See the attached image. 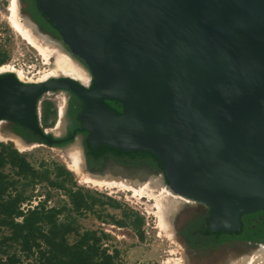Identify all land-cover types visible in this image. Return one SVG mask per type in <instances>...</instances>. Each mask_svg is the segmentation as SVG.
Listing matches in <instances>:
<instances>
[{
    "label": "water",
    "instance_id": "obj_1",
    "mask_svg": "<svg viewBox=\"0 0 264 264\" xmlns=\"http://www.w3.org/2000/svg\"><path fill=\"white\" fill-rule=\"evenodd\" d=\"M92 80L0 73V121L46 143L37 100H81L91 147L148 151L167 189L207 207V229L234 232L264 210V0H36ZM106 100H116L122 111Z\"/></svg>",
    "mask_w": 264,
    "mask_h": 264
},
{
    "label": "rangeland",
    "instance_id": "obj_2",
    "mask_svg": "<svg viewBox=\"0 0 264 264\" xmlns=\"http://www.w3.org/2000/svg\"><path fill=\"white\" fill-rule=\"evenodd\" d=\"M10 1L11 0H0V52L5 60L2 65L6 64L13 67L15 71H21L24 77L21 81H26L28 79L34 80L40 76L43 71L52 68V60L49 59V62L46 64L45 59L38 54L36 48L34 46V48H32V45L25 41L12 27L11 11L9 10ZM23 1L24 0H17L18 15L21 22H24V24L30 28L43 46H47L50 49L51 47L62 45L60 40L59 42L56 38L46 36L31 23V20L25 13ZM64 96L66 97L65 92L57 89L47 91L39 97V111L42 114L41 122L43 128H53L57 123L58 106L62 104L61 100ZM45 102H49L50 105L46 118H43V114L46 111ZM9 125H11L9 121L2 120L0 122V133ZM53 131L57 134L61 132L59 128H55ZM2 135L4 134L2 133ZM13 141L6 138L0 140L1 143L10 144L19 154H22L33 168L48 170L50 179L54 177L56 166L63 167L70 177V182H67V185H71L72 189L81 188L83 191L94 194L97 199L99 198V200L103 201L104 204H100V201H96L93 210L80 213L72 212L71 215L75 218V222L80 229H94L107 234L101 242L109 251L112 249L117 250V256L114 259L115 264H172L177 258H179V264H205L207 260L211 258L210 255L213 254V252L209 250L201 251L199 257L193 256L188 249H185L182 235L178 231L179 228L183 226L189 227V223L194 222L195 218L199 217V206L196 208L190 207L184 209L182 205L177 203L172 215L168 216L167 211H165V217L167 221H169L167 230L171 233V235L168 236V233L158 226V218L155 214V198L159 196V190H157V192H152L154 190L148 188L150 196L144 195L143 197V195L133 194L134 192L132 190L125 189L121 186L108 189L106 186L101 187L83 181L81 177L85 175V170L80 169L78 172H75L67 167L68 164H71L69 154L73 151H78V144L76 141L61 147H49L46 145L31 146L32 144H26L25 150L17 149ZM3 170L6 173L10 172L8 166H5ZM118 176H121V174H118ZM117 179H122L124 183L133 187H137L142 182L146 181L140 180L137 182L133 179L131 180L130 178L124 177H118ZM149 186L152 189H158L162 184L159 181ZM25 194H30L31 197L28 202L21 204V207L24 209L37 204L41 200H45L44 204L47 207L59 206L62 204L69 206L67 197L63 194V191L48 186L45 181L36 182ZM108 198L117 202L120 206L118 208L111 207L110 202L106 201ZM164 203L167 204V200H165ZM180 207L181 209H179ZM123 210H132L141 218V225L139 228L141 238H138L135 231L129 226L116 224L110 221L109 216H112L115 220L122 218ZM71 239L72 236H69V240ZM252 250L250 251L254 252L256 249L253 248Z\"/></svg>",
    "mask_w": 264,
    "mask_h": 264
},
{
    "label": "trees",
    "instance_id": "obj_3",
    "mask_svg": "<svg viewBox=\"0 0 264 264\" xmlns=\"http://www.w3.org/2000/svg\"><path fill=\"white\" fill-rule=\"evenodd\" d=\"M25 1L38 22H47L49 29L54 28L37 9L36 0ZM4 61L0 52V64ZM106 102L116 111H122L120 105ZM45 104L43 118H46L50 105L49 102ZM137 151L153 156L148 151ZM117 152L121 153L120 150ZM5 166L10 169L9 173L4 172ZM48 174L46 169L33 168L10 144L0 142V264H115L117 250L109 251L101 242L107 234L94 229H80L71 215L72 212L93 210L96 201H100V204L103 201L81 188L72 189L71 185H67L70 177L61 166L55 167L53 179ZM41 181L63 191L69 206L47 207L45 200H41L31 207L22 208L21 204L28 202L31 197L25 192ZM106 201L113 208L120 206L109 198ZM109 217L113 223L129 226L141 238V218L132 210H123L122 218L118 220ZM241 222L239 231H235L234 235L251 236L254 228H247L246 223L243 220ZM255 230L264 238V224L258 222ZM69 236H72L71 240Z\"/></svg>",
    "mask_w": 264,
    "mask_h": 264
},
{
    "label": "flooded vegetation",
    "instance_id": "obj_4",
    "mask_svg": "<svg viewBox=\"0 0 264 264\" xmlns=\"http://www.w3.org/2000/svg\"><path fill=\"white\" fill-rule=\"evenodd\" d=\"M23 2L25 7V13L31 20V23L35 25V27L39 31L44 33L46 36L51 38H56L59 41L60 38L57 29L55 27L49 29L46 26V24H48L47 22H43V23L38 22L29 11L28 9L29 5L26 3L25 0ZM16 9L18 15L17 0H16ZM21 23L25 27H27L24 24V22ZM28 29L30 30V28ZM30 32L32 35H34L31 30ZM61 44L62 45H59L58 47H54V48L68 55L69 58L72 59V61L87 74V76L89 77L87 84L90 86L91 78L82 61L76 56L71 55L68 52L65 45L62 43V41ZM32 48L34 47L32 46ZM50 59L53 62V57H51ZM60 90L65 92L66 97L65 96L63 97V99L61 100L62 104L61 105L59 104L58 106V110H57L58 119H57V123L54 125L53 128H46V129L43 128L41 122L42 114L38 108L39 116L37 118L40 129L44 131L46 137H50L51 140H53L52 142L46 143L43 139L39 138L38 136H36L26 128L20 125L18 126L17 123L15 124L14 122H9L11 125L7 126L6 129L2 130V132L0 133L1 138L10 139L12 141L14 140L13 141L14 143L18 141L22 146L25 147L26 144L27 145L32 144V146L46 145L49 147L51 146L61 147L65 144H69L71 142L76 141L78 144V151H76L78 153V158H79L78 169L86 171L84 175L85 177L95 180H102V181L117 180V182H123L122 179H117V178L124 177V178H130L131 180L133 179L134 181L137 182L140 180L141 181L146 180L135 188L143 187L144 185L154 191L160 190L162 188H167V181L166 178L164 177L163 171L153 156L142 154L137 150L129 151V152L121 151V153H118L116 149L104 144H97L91 147L87 141V132L84 130H79L80 123L77 120V116L82 109L81 100L76 98L71 92L65 89H60ZM106 101H110V103L114 106L120 105L122 107L121 103H119L118 101L116 102V100H106ZM72 117L74 118V120ZM55 128H59L61 132L57 134L56 132L53 131V129ZM2 133L4 135H2ZM118 174H121V176H118ZM81 178L84 177L82 176ZM159 181L161 182L162 186L159 187L158 189H152L149 186L150 184L153 185L155 182L157 183ZM167 202L168 203L166 204L165 211H167L168 216L173 214V211L177 203L179 205H182L184 209L190 207L196 208L197 206H199V211H200L199 217L195 218L194 222L189 223L190 224L189 227L183 226L182 228H179L178 231L182 235L183 245L185 249H188L193 256L199 257L200 256L199 253L203 250H209L210 252H213V254L210 255L211 258L208 259L205 264H243V263L245 264L247 260L250 259L252 256H259L260 254L264 256L263 235L259 234L258 231L255 230L258 222L264 224V210L259 209L253 212L242 213L239 216L241 217L240 225L242 223L241 221L243 220V222L246 223L247 228H254V231H252L250 234L252 237L246 235L242 237V236H235L234 235L235 231L234 232H224L221 230L216 232L209 231L206 226V220L208 216L207 207L199 202L189 200L187 198L185 199L184 197H181L174 193L172 196H170ZM179 209H181V207ZM165 221L167 222V228H168L169 221H167L166 217H165ZM167 228L166 231L169 232ZM238 231L239 229L237 230V232ZM253 248L256 249L254 252H252Z\"/></svg>",
    "mask_w": 264,
    "mask_h": 264
},
{
    "label": "bare ground",
    "instance_id": "obj_5",
    "mask_svg": "<svg viewBox=\"0 0 264 264\" xmlns=\"http://www.w3.org/2000/svg\"><path fill=\"white\" fill-rule=\"evenodd\" d=\"M10 11H11V24L12 27L18 32V34L25 40L27 41L30 45L34 46L40 56L45 59V63L47 64L49 62V59L53 57V62H52V68L45 70L41 73L40 76H38L36 79H28L26 81H31V82H38L41 80H45L48 77H53L57 75H64L68 76L70 78H73L80 82L82 85H87L89 77L87 74L79 67L77 66L72 59L69 58L68 55L64 54L60 50L47 46H43L39 40L31 34L30 30L25 27L21 21L18 18L17 15V9H16V0H11L10 1ZM14 72L16 73L15 76L23 80V74L21 71H15L13 67H10L6 64L0 65V73L1 72ZM0 139L2 140L3 138ZM16 147H18L19 150H25L26 147L22 146L20 142L16 141L15 143ZM32 146V145H31ZM69 158H71V164L67 165V167L75 172H78V153L76 151H73L69 154ZM84 178L83 181L85 182H91L94 185H99V186H106L108 189L116 188L118 186L124 187L125 189H130L132 190L136 195H140L144 197L150 196V193L148 191V187L145 185L143 187L135 188L130 185L125 184L124 182H117L116 181H102V180H95V179H90L88 177L83 176ZM155 192V191H152ZM157 192V191H156ZM160 194L157 198H155V205L154 207L156 208L155 214L158 218V226L166 231L167 228V222L165 221V207L166 203H164L165 200H169L170 196L173 195L167 188H162L159 190ZM152 195V194H151ZM156 196V195H155ZM150 198V197H149ZM174 198V196H173ZM182 199V198H180ZM186 199V198H185ZM170 230V229H169ZM168 233V236H170V233ZM259 254V253H258ZM257 254V255H258ZM256 255V254H255ZM250 258V257H249ZM247 259V258H246ZM172 264H179V258L175 259ZM244 264V263H243ZM245 264H264V256L261 254L259 256H252L250 259L247 260Z\"/></svg>",
    "mask_w": 264,
    "mask_h": 264
},
{
    "label": "built area",
    "instance_id": "obj_6",
    "mask_svg": "<svg viewBox=\"0 0 264 264\" xmlns=\"http://www.w3.org/2000/svg\"><path fill=\"white\" fill-rule=\"evenodd\" d=\"M39 103H40V100L38 99V100H37V117L39 116V111H38Z\"/></svg>",
    "mask_w": 264,
    "mask_h": 264
}]
</instances>
